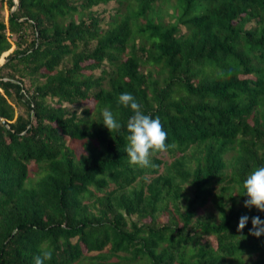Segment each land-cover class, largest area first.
Segmentation results:
<instances>
[{"label": "trees", "instance_id": "16d2710c", "mask_svg": "<svg viewBox=\"0 0 264 264\" xmlns=\"http://www.w3.org/2000/svg\"><path fill=\"white\" fill-rule=\"evenodd\" d=\"M122 93L160 118L169 161L129 165ZM259 166L264 0H0V264H264L251 219L237 232L264 220L243 207Z\"/></svg>", "mask_w": 264, "mask_h": 264}, {"label": "clouds", "instance_id": "9594fccd", "mask_svg": "<svg viewBox=\"0 0 264 264\" xmlns=\"http://www.w3.org/2000/svg\"><path fill=\"white\" fill-rule=\"evenodd\" d=\"M118 105L130 108L133 112L127 122L125 137L127 144L125 152L130 166L139 168L150 167V157L157 152L167 151V133L159 117L153 118L151 115L141 111V105L131 93H122L117 100ZM103 125L109 133L119 131L122 125L117 122L113 113L108 109L102 110ZM244 200L243 207L247 209L255 208L259 212H264V166L255 167L244 179L242 183ZM251 219L249 235L260 237L264 235V220L259 216L249 217L242 215L237 224V232L246 227ZM52 249L43 248L39 255L34 257V264H45L52 259Z\"/></svg>", "mask_w": 264, "mask_h": 264}, {"label": "rangeland", "instance_id": "374dc122", "mask_svg": "<svg viewBox=\"0 0 264 264\" xmlns=\"http://www.w3.org/2000/svg\"><path fill=\"white\" fill-rule=\"evenodd\" d=\"M16 1V0H15ZM117 4L114 1H111L110 3L106 4V5H97L96 7H94L93 9L97 12V13H101L103 15L108 16L109 12L114 10V7ZM2 15L3 18L6 20L7 15H8V8L7 5L4 3L3 9H2ZM14 48V44L12 43V46L10 48V51H12V49ZM8 51L6 54H4V61H5V57L6 55L10 52ZM84 106H88V107H92V101L91 100H87L82 102V104L79 106V109L84 107ZM69 145L72 146L76 152V154L82 152L83 148H82V143L79 141H70ZM159 156L162 158V160H167L169 161V157L165 152H160ZM34 169L35 166L33 164L30 165V176L35 178L34 174ZM214 214L216 215V212L214 210V208L210 205V204H206L204 207L199 208L197 210V215L200 216L201 218H206L208 215ZM166 217H163V219H165ZM204 239H207L206 236H204ZM211 242L213 243V245L215 244V240H211Z\"/></svg>", "mask_w": 264, "mask_h": 264}, {"label": "built area", "instance_id": "2783aa9c", "mask_svg": "<svg viewBox=\"0 0 264 264\" xmlns=\"http://www.w3.org/2000/svg\"><path fill=\"white\" fill-rule=\"evenodd\" d=\"M15 1V0H14Z\"/></svg>", "mask_w": 264, "mask_h": 264}]
</instances>
